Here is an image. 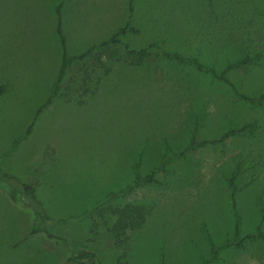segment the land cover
<instances>
[{
    "label": "rangeland",
    "instance_id": "374dc122",
    "mask_svg": "<svg viewBox=\"0 0 264 264\" xmlns=\"http://www.w3.org/2000/svg\"><path fill=\"white\" fill-rule=\"evenodd\" d=\"M79 2L84 10L110 6L114 18L116 10L120 18L126 14L125 0H0V157L36 115L26 137L3 157L1 171L36 182L44 212L66 219L52 232L94 251L103 264H199L210 253L208 241L217 248L236 226L239 237L258 224L264 233L257 208L264 202V99L260 106L249 105L225 84L159 53L140 66L105 61L102 54L104 63L91 70L93 94L80 95L83 66L69 65L60 83L61 88L68 83L67 95H55L36 113L52 82L55 7L82 6ZM83 19L75 34L81 36L78 30L85 26L88 38L95 22ZM130 20L137 33L110 45L116 56L123 55V43L138 48L158 42L159 49L221 69L264 51V0H134ZM72 33L70 46L77 50L82 39ZM228 75L239 91L264 93V61ZM252 120L259 127L251 135L236 132L219 143L183 149L192 131L195 139L217 138L229 126ZM159 163L156 182L107 203L143 206L140 227L116 238L108 232L114 217L106 211L82 216L135 173L144 176ZM233 169L232 210L226 177ZM26 207L0 191V264H69L63 262L66 247L29 235ZM216 256L226 264H264V238L219 248Z\"/></svg>",
    "mask_w": 264,
    "mask_h": 264
},
{
    "label": "trees",
    "instance_id": "16d2710c",
    "mask_svg": "<svg viewBox=\"0 0 264 264\" xmlns=\"http://www.w3.org/2000/svg\"><path fill=\"white\" fill-rule=\"evenodd\" d=\"M133 2L134 0H127V11L128 16L124 25L118 27L108 38L102 40L96 45L91 46L86 51L68 56L65 52L64 48V38L61 33L60 27V6L61 3L57 4L55 7L56 12V33L62 45V54L60 57L57 74L55 77V81L53 83V88L44 102V104L48 103L52 97L55 95V91L58 86V82L61 80L64 69L70 65L71 63L78 64L79 62L82 68V72L80 75V86L79 89L83 93L87 91V87L89 85L90 72L94 71L95 68L99 67L104 63L102 60V54H104L105 61L110 59H120L123 57V61L127 65L140 66L142 63L151 55L158 54L163 56L164 58L172 61H176L178 63H183L189 66H192L197 72L202 74H206L210 76L212 79H215L223 84H225L231 92L236 96L244 100L247 104L252 106H260L263 103L264 93L257 92L255 94H247L239 91L235 82L231 80L228 73L234 69L242 68L247 65L258 64L264 61V51L253 52L251 54H244L234 62L227 63L223 68L217 69L214 66L206 65L205 63L198 60L195 56L186 55L176 51H167L164 49H159L158 42H150L145 46L138 48H130L127 43H123L124 53L122 56H116L118 54L116 49H111L110 45L118 44L121 42V37L126 35V33H137V29L131 25L130 17L133 11ZM153 48L159 49V52H154ZM88 61V62H87ZM89 63V66H87ZM90 68V71L88 69ZM98 80V78H97ZM43 104V105H44ZM42 105V106H43ZM39 110L36 111V113ZM31 124H29L23 134L17 136L13 139L12 145L9 150L1 155L0 157V191L8 196V198L16 203L19 206H27L30 213V223H29V235H38L39 237H46L47 239H51L53 244H59L60 246L66 247V254L63 260L64 263L69 264H103L97 257V254L84 247L76 246L70 240L64 238L63 235L59 233L52 232L53 228L57 225L62 224L66 221L64 218L52 219L49 217L42 207V203L38 200L35 193L36 183L33 181H21L16 178L14 175L9 173H5L1 171V163L3 157L7 156L21 141V139L28 134L30 130ZM259 125L256 120H252L250 122H246L235 128L234 126H229L224 132H222L217 138H202L195 139L193 131L190 134L187 145L183 149H192L196 146H201L204 144H214L222 142L226 137L232 135L236 132H242L248 135H251L256 132ZM183 149L179 150L177 153H182ZM164 157V156H163ZM136 166V165H135ZM161 167L159 163L157 166H153L150 171L144 176H139L135 173L134 178L127 183L123 188L106 193L100 199H98L90 208L84 210L82 216L90 215L93 212L97 211L100 213L102 211H106L108 214L114 217V220L110 224V228L108 232L114 236L118 237L121 234H124L126 231H132L141 226L145 219L144 208L138 204L132 203H124L122 205H112L107 204L110 203V200L118 197H122L125 193L130 191L133 187L138 186L144 183L156 182L154 178V171ZM237 170L233 169L229 175L226 177V183L229 188V206L233 210L234 209V193L236 190V186L234 184V178ZM260 215L264 218V202L257 206ZM236 215V214H235ZM206 239L209 240V235L207 232L205 233ZM256 238H264V233L261 231L259 224L255 226L254 230L250 233H246L243 236L238 235V229L236 226L234 235L232 238L223 240L217 248H214V245L208 241L210 246V253L207 257H200L199 264H206L208 260L219 261L221 264H226L223 259H220L216 256V251L219 248H228V247H239L242 242L249 240L252 241ZM62 262V263H63Z\"/></svg>",
    "mask_w": 264,
    "mask_h": 264
},
{
    "label": "crops",
    "instance_id": "0c3cea01",
    "mask_svg": "<svg viewBox=\"0 0 264 264\" xmlns=\"http://www.w3.org/2000/svg\"><path fill=\"white\" fill-rule=\"evenodd\" d=\"M79 3L83 7L82 6H76V5H74V6L71 5V7H65V9H64L63 6H62L63 8L60 7V21H61L60 27H61V33H62L63 38H64V48L66 46L65 52H66V54L68 56H73V55L80 54V53L86 51L91 46L98 44L102 40H105L118 27H121L122 25H124L125 21L127 20V16H128V11H127V8H126L127 0H125V2H124V10H125L126 14L123 17H121V18L119 17V14L116 13V11H119V10L115 11V14L117 15L116 18H114L112 16V14L110 13V6L107 7V8H103L102 5H100L99 7L89 6V7L85 8V10H84V4L81 3V2H79ZM84 17H86V19H88V18L89 19H93V21L95 22V23L90 25V28L88 30V32H90L88 38L85 37V26H83L82 28H80L78 30V31L81 32V36H77L75 34L76 31L74 30L75 28H77L78 23L80 21H85L83 19ZM130 23H131V21H130ZM55 28H56V12H55V18H54V34H55L56 39L58 40V42H56V49H54L52 51V54L50 55L51 64H52V73L50 75L49 80H51L52 82H51V85H50L48 96L50 95V93L52 91L53 83L55 81V77H56L57 70H58L60 57H61V54H62V45H61L60 40H59V38L57 36ZM71 30H73L72 34H74L75 38L82 39V42L78 44L80 47H78L77 50L75 48L73 49L70 46L69 35L71 34ZM91 35H92V37H90ZM77 39H75L76 42L78 41ZM58 45H59V47L57 48ZM122 58H120V59H122ZM76 63H78L77 66H81V64L79 62H76ZM73 64L74 63H71L70 65H73ZM66 68L64 69V73H65ZM80 71H82V69ZM89 71H90V69H89ZM64 73H63V76H62L61 80L58 82V86H57V89L55 91V95L63 92L61 95L66 96L67 92H69L70 88H69L68 83H67V85L63 86V88H61V85H60V83L63 81L62 79L64 78ZM103 73H104V71H102V74ZM90 78H91V72H90ZM68 79H69V81H71V79H73V76L69 77ZM78 86H80V83L78 84ZM85 88H87V91L85 93H83V94H88V95L89 94H93L92 91L96 90V88H93V89L89 88V85L87 87H85ZM59 90H61V92ZM78 91H79L80 95H82V91H81V89H79V87H78ZM44 102L36 110H39V112H40L41 108H44L45 106H47L49 104V102L46 103V104H44ZM81 102L82 101H80V100L76 101V103H81ZM35 118H36V115L33 117L31 123L35 120ZM31 128L32 127H30V130H31ZM25 137H26V135L21 139V141ZM19 143H21V142H19ZM32 144H35V142L33 141ZM11 145H12V143H11ZM26 145H28V144H26ZM9 148L6 151H4L1 155L6 153L9 150Z\"/></svg>",
    "mask_w": 264,
    "mask_h": 264
}]
</instances>
